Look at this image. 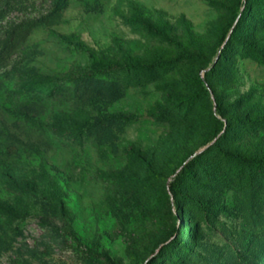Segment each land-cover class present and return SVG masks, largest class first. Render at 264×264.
<instances>
[{
    "label": "rangeland",
    "instance_id": "374dc122",
    "mask_svg": "<svg viewBox=\"0 0 264 264\" xmlns=\"http://www.w3.org/2000/svg\"><path fill=\"white\" fill-rule=\"evenodd\" d=\"M262 117L264 0H0V264H264Z\"/></svg>",
    "mask_w": 264,
    "mask_h": 264
},
{
    "label": "trees",
    "instance_id": "16d2710c",
    "mask_svg": "<svg viewBox=\"0 0 264 264\" xmlns=\"http://www.w3.org/2000/svg\"><path fill=\"white\" fill-rule=\"evenodd\" d=\"M232 36V34H231ZM79 49L84 51V52H87L89 53V55L94 58L95 57V54L90 51L83 43H80L79 44ZM220 60V58H219ZM218 63V62H217ZM126 67L128 69L131 68V64H127ZM119 67L114 65V64H111L107 67H100V66H96L95 68H92L90 70H87V71H79V72H75L74 73V76H76L78 79L80 80H89V79H92L94 78L96 75L100 74V73H104V72H111V71H116L118 70ZM208 74V73H207ZM43 93H47L49 91V88H44L42 89ZM257 122H264V117L262 118H257L256 119ZM264 160V158H263ZM254 161H258V160H254ZM172 189L174 190V183L172 184Z\"/></svg>",
    "mask_w": 264,
    "mask_h": 264
}]
</instances>
